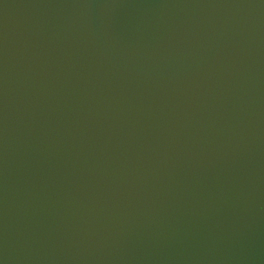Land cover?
I'll return each instance as SVG.
<instances>
[{
  "label": "water",
  "instance_id": "water-1",
  "mask_svg": "<svg viewBox=\"0 0 264 264\" xmlns=\"http://www.w3.org/2000/svg\"><path fill=\"white\" fill-rule=\"evenodd\" d=\"M0 264H264V0H0Z\"/></svg>",
  "mask_w": 264,
  "mask_h": 264
}]
</instances>
